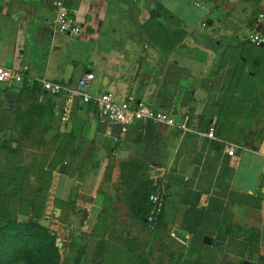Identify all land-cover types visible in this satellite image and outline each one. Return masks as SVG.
<instances>
[{"label":"crops","instance_id":"crops-1","mask_svg":"<svg viewBox=\"0 0 264 264\" xmlns=\"http://www.w3.org/2000/svg\"><path fill=\"white\" fill-rule=\"evenodd\" d=\"M63 1L80 27L77 34L54 29L52 0H0V62L28 67L21 83L5 84L13 93L26 82L73 84L92 72L87 88L92 99L109 91L117 101L132 96L189 116L184 132L135 123L117 133L93 100L54 101V114L61 106L72 112L62 124L94 143L95 152L127 169L159 170L167 186L162 215L146 238L130 231L127 243L107 237L103 220L82 264H91L94 255L97 264H138L137 258L140 264H264V46L249 41L252 31L264 33V0ZM211 127L213 138L205 134ZM231 145L234 153L228 155ZM186 192L200 193L199 206L209 209L203 225L212 235L209 244L202 239L194 246L182 227ZM94 199L97 217H119L114 195L98 192ZM252 229L259 233V254L249 261L247 252L228 259L229 247L243 248ZM230 231L223 242L213 240Z\"/></svg>","mask_w":264,"mask_h":264},{"label":"rangeland","instance_id":"rangeland-1","mask_svg":"<svg viewBox=\"0 0 264 264\" xmlns=\"http://www.w3.org/2000/svg\"><path fill=\"white\" fill-rule=\"evenodd\" d=\"M5 86L8 88L0 82V90ZM8 90L10 94L0 95V214L18 220H37L47 227L62 243L59 250L63 264H74L78 249L95 243L96 226L102 227L103 220L104 223L107 220L110 229L107 237H121L127 243L124 236L130 231L136 239L146 238L151 227L131 218L124 205L140 182L163 173L152 168L135 171L118 166L107 153L95 152L94 143L76 137L77 131L64 126L61 120L71 118L72 112L61 106L58 114H54V101L65 102L68 98L76 101V93L45 95L41 89L33 95L23 93L18 101L11 96L13 88ZM8 101L13 108L11 112L6 109ZM11 133L15 141L6 137ZM13 143L14 150L10 151ZM162 186L165 193L167 186ZM98 192L117 198L119 217H97L94 196ZM84 208L88 209V215L81 224ZM192 244L196 245L195 237ZM233 246L228 249L230 260L239 254V248ZM191 254L190 259H196V249ZM97 259L94 255L91 264H97ZM140 260L136 259L138 264ZM83 262L84 259L80 263Z\"/></svg>","mask_w":264,"mask_h":264},{"label":"trees","instance_id":"trees-1","mask_svg":"<svg viewBox=\"0 0 264 264\" xmlns=\"http://www.w3.org/2000/svg\"><path fill=\"white\" fill-rule=\"evenodd\" d=\"M40 91L41 86L37 82H26L16 92H12L11 96L19 101L23 93L33 95ZM8 94L10 93H7L6 90H0V95L6 96ZM6 105V109L11 112L13 108H10L11 105L9 102ZM1 113L2 108L0 107ZM1 117L4 118V116ZM3 128L5 127L3 126ZM6 137L15 141L12 133L11 136L7 135ZM116 145L117 143L115 142ZM115 146L112 148H115ZM9 150H14L13 144L9 146ZM129 169L135 171L140 170L139 168L133 167H129ZM152 193H156L159 198H163L165 195L163 193L161 177L149 178L146 181L140 182L133 190L127 202L133 217L145 225L147 223L144 219L147 218L150 210L149 196ZM199 195L200 193L195 192L192 196L189 192H186L182 197V203L186 206L182 227L201 243L204 236L210 237L212 235L203 229V225L206 222L209 223V218L205 216L204 210L209 211V209H204L199 206ZM161 215L162 212L157 220H159ZM214 224L221 228L223 222L216 219ZM225 234L233 235L232 231L230 233L225 232L222 235L217 234L213 240L223 242L225 240ZM84 252L85 246L78 249L74 264H80ZM246 252L248 254L247 260H251L254 254H259V233L254 232L253 229L244 239L243 248L239 249L238 256L243 257ZM59 262L60 253L59 248L56 246V237L47 227L37 220H18L13 216L5 217L0 214V264H59ZM241 264H245V262L242 261Z\"/></svg>","mask_w":264,"mask_h":264},{"label":"built area","instance_id":"built-area-1","mask_svg":"<svg viewBox=\"0 0 264 264\" xmlns=\"http://www.w3.org/2000/svg\"><path fill=\"white\" fill-rule=\"evenodd\" d=\"M52 4L56 11L53 20L54 29L59 33L77 34L80 31V27L70 14L64 1L52 0ZM258 18L262 19L263 15L259 14ZM249 41L257 46L264 44V33L256 30L252 31L249 36ZM18 56L21 57L20 54ZM27 69L28 67L26 65L21 66L19 69H13L0 62V82L7 85L21 83ZM93 78L94 74L88 72L73 84H65L43 79L40 81L39 85H41V88L50 95H57L61 92H74L84 103L93 100L99 116L111 124L121 125L122 131H126L135 123L166 125L168 127L177 128L183 132L189 130V116L187 114H178L174 111L156 109L136 100L132 96H127L126 99L117 101L112 92L105 91L92 99L87 88ZM205 134L208 137L213 138V128L211 127ZM233 153L234 146L231 145L227 150V154L233 155ZM149 201L150 210L145 220L147 225L152 227L162 212V198H159L156 193H152L149 196Z\"/></svg>","mask_w":264,"mask_h":264},{"label":"water","instance_id":"water-1","mask_svg":"<svg viewBox=\"0 0 264 264\" xmlns=\"http://www.w3.org/2000/svg\"><path fill=\"white\" fill-rule=\"evenodd\" d=\"M9 104L11 105V102H10V101H9ZM113 130H114L115 132H117V133H121V132H122V127H121V125L115 124V125H113ZM13 147H15V143H13ZM64 166H65V164H63V167H64ZM87 215H88L87 210H86L85 208L82 209V211H81V217H80V223H81V224L84 223V221H85ZM144 221H145V219H144ZM68 232H69V229H68ZM203 242L206 243V244H209V243L211 242V238L205 236V237L203 238ZM61 245H62V243L60 242V240H59V239H56V246H57L58 248H60ZM260 259H263V260H264V256L260 255ZM249 264H250V263H249Z\"/></svg>","mask_w":264,"mask_h":264}]
</instances>
